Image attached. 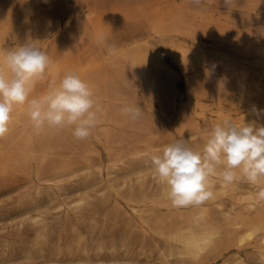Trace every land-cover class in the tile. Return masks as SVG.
Returning <instances> with one entry per match:
<instances>
[{
  "label": "rangeland",
  "instance_id": "374dc122",
  "mask_svg": "<svg viewBox=\"0 0 264 264\" xmlns=\"http://www.w3.org/2000/svg\"><path fill=\"white\" fill-rule=\"evenodd\" d=\"M224 1L201 0L186 5L184 0H120L126 9L162 3L169 10L191 7L193 11L200 5L202 13H208L205 18L203 14V19L187 17L179 26L181 30L191 27L189 32L174 36L175 40L187 43L197 34L195 28L203 31L201 39L206 49L197 52L196 71L188 77L164 43L151 39L154 56L171 71L169 76L160 67H151L164 79L161 104L146 96V86L132 66L113 68L104 57L107 49L122 37L145 34L149 29L146 21L138 23L111 16L112 27L104 33L105 44L98 45L88 33L76 44L74 55L82 64L94 60L99 64L98 70L83 80L90 81L87 84L97 101V126L87 139L77 140L68 127L37 129L27 115L0 137V264H192L186 259L166 256L164 226L184 222L195 214L219 223L233 217L234 213L225 212L236 202L239 206L243 204L240 200L254 188L252 183L240 180L231 183L236 190L219 193L216 203L174 208L167 196V186L159 182L151 165V156L162 154L164 147L180 139H185L192 150L202 151L215 125L225 119L237 127L253 121L256 127L264 126V115L257 119L251 112L253 106L264 109V0H250L253 5L249 0ZM3 3L0 4L3 11L14 9L12 2ZM53 3L56 7L42 29L22 37L19 47L35 44L41 49V43L56 34V20L60 17L62 25L67 22L63 9H77L74 0ZM254 3L258 7L254 8ZM234 44L238 45L234 47ZM3 45L9 52L16 42L7 40ZM187 79L192 100L186 97ZM181 104L187 108V117L178 114ZM24 106L28 104L15 105L11 115ZM137 106L142 114L136 121L122 112L126 107ZM81 195H85L86 203L76 207L75 201ZM38 213L43 220L40 225L32 220ZM44 226L45 239L37 243V232ZM254 243L258 242L250 241L242 246L243 261L232 257L233 247H230L232 251L230 248L218 251L219 255L210 254L209 261L264 264V258H258L261 257L259 245Z\"/></svg>",
  "mask_w": 264,
  "mask_h": 264
},
{
  "label": "bare ground",
  "instance_id": "6f19581e",
  "mask_svg": "<svg viewBox=\"0 0 264 264\" xmlns=\"http://www.w3.org/2000/svg\"><path fill=\"white\" fill-rule=\"evenodd\" d=\"M53 1L52 0H0V4L2 3L3 5H4L3 2H7V4H8V2H12L14 4V9H12L10 11H7V9L3 8L4 10L7 11V12H5L2 9H0V70H3V72L6 75H10V72L7 68L6 63L3 61L4 55L7 54V51L4 50L3 41H7V40L10 41L11 40V41L16 42L15 48L11 51L18 49L19 44H20L19 42L22 39V37L29 36L30 34L35 33L37 31H40L42 29L43 24L45 22V19L49 17L51 11H53V9L56 7V5H54ZM74 1L76 2L77 6L76 5L75 6L77 7V9L76 8H64L63 7L64 8L63 14L67 18V22L65 23V25H62V22H61L62 19L59 17V19L56 20V22H55L56 34L54 35V37L51 40H49L48 42H42L41 43L42 44L41 49L43 51H45L46 54L50 57L51 63L49 64L44 75L34 78L33 83L31 85V92H30L29 99H31V98H37V99L43 98L50 90H52L53 88H58L60 86L61 79L63 78L64 74L68 71H74V72L78 73V75L81 77L82 80H86V79H88V76L90 75V73L98 70L99 64H97L95 62V60L89 61L86 64H82L80 62V59L76 55H74V49H75L74 47L76 46L77 43H79L83 40L86 33H88L91 36V39H96V37L99 34H101V33L104 34L107 30H110L112 27V25H111L112 22L110 21L111 16H117L118 19L132 20L133 22H138V23H140L142 21H146L149 29L145 34H142V35L134 34V35H127V36L122 37L121 39H119L117 41V43L115 45L112 46L114 48L113 51H109V48L107 49L104 57H105V62H107L106 64H108V66L113 67V68H122V67L125 68L126 64H129L130 66H132L136 70L138 76L142 79V81L144 82V84L146 86V89H147L146 96L155 99L156 102L159 101V103H160V100L162 98L164 81L162 83L163 78H161L159 73H156L155 71H153L151 69V67H160V69L166 71L169 76H171V71L169 69H166L165 67H163L160 59L157 58L156 56H154V54L152 52V48H151L152 47V40L151 39L152 38L157 39V41L162 42V44L164 43V47L166 48V50L174 56V58L180 64L183 71L187 74V77L190 75V73L197 66V59H198V58H196L197 52L199 51L201 53V52L205 51L204 49H206L204 47L205 44H203L204 42L201 39L203 37V31L200 32V30H202V29H198L200 27L195 28V31L197 34L192 35L189 33L192 36L190 38V41H188L187 43H181V42L175 40V38H174L175 35H177V34L179 35V34L183 33L184 31L189 32V30L191 29V27H190L189 30L187 28H183L181 30V27L179 26V24L182 23L185 19H187V17H192L195 20L205 18V16L208 13L207 14H206V12L202 13L200 5L196 8H194L193 11H191V7L187 8V10H185L186 8L180 10V7L178 10L164 9L165 7L163 8L162 3H158V4L153 3L154 5H152V6L140 5L139 7L126 9L125 8L126 6L124 5V7H123V5L120 3V0L107 1V2L105 0H92V1H90V0H74ZM147 1H149V0H147ZM200 1L201 0H199V2ZM190 2L193 3L194 0H184V3L186 5L189 4ZM242 2H245V1L242 0ZM249 2H250V0H249ZM212 3H213V1H212ZM250 3H252V5H253V2H250ZM185 4H183V6ZM246 4L248 5V3H246ZM254 4H255L254 5V8H255L256 3H254ZM215 5H217V4H215ZM6 6L7 5H5V8H6ZM179 6H181V5H179ZM224 7H227V6H224ZM256 7H258V6H256ZM234 8L237 9L236 7H233V9ZM244 8L246 9L245 6H244ZM213 12H215V11H213ZM250 12H252V11H250ZM52 14H54V13H52ZM203 14H205L204 17H203ZM259 17L260 16H258V18ZM55 18L57 19V17H55ZM77 20L79 21L78 24L76 23ZM50 21H52V20H50ZM209 21H210V19H209ZM239 21H240V19H239ZM251 23H252V21H251ZM119 29H120V27H118V30ZM196 29H198L199 31H197ZM220 29L221 28L217 29V31H219ZM244 31H246V30H244ZM218 33L216 32V34H218ZM240 33H242V32H240ZM207 35H208V33H207ZM219 35H220V33H219ZM111 36H112V34H111ZM204 36H206V35H204ZM214 36H216V35H214ZM239 36H237V37H239ZM245 36H246V34H245ZM248 37H251V36L248 35ZM216 39H218V38H216ZM246 39H247V37H246ZM235 45L236 44H234L233 46L235 47ZM83 47H85V45ZM77 51H79V50H77ZM209 51H211V50H209ZM257 52H258V49H257ZM257 52H255V53L252 52V54H257ZM259 52H260V50H259ZM259 52H258V54H259ZM80 57H81V55H80ZM82 57H83V55H82ZM199 57H201V56H199ZM227 60H228V58H227ZM231 60H233V59H231ZM259 65H261V64H259ZM104 66H106V65H104ZM108 66H106V67H108ZM244 67H246V66H244ZM101 70H103V68ZM219 70H221V69L219 68ZM121 71H122V69H121ZM194 71H196V70H194ZM163 74H165V73H163ZM93 75H94V73H93ZM93 75H91V76H93ZM216 81H217V79H216ZM89 82H86V83H89ZM225 82H227V81H225ZM186 83H187V95H186V97L188 98V100H192L191 93L189 90L190 80L187 79ZM221 83H220V85H221ZM228 83L229 82H227V84ZM192 84H195V83H192ZM169 87H170V85H169ZM175 90H176V88H175ZM168 96H170V95H168ZM180 97L182 98L181 95H180ZM184 103H185V101H184ZM158 106H159V104H158ZM160 111H158V112H160ZM177 112H178V110H177ZM186 112H187V108L181 104L178 114L180 116L182 115L183 117H187ZM162 113H163V111H162ZM178 114H177V116H178ZM27 115H29L28 114V106H26V107L24 106V108L16 110L13 113V115H11V119H10V122L8 124V129L13 130V127L15 125L19 124L20 122H22L23 120H25L26 119L25 117ZM107 116L108 115H106V117ZM180 116H178V118ZM109 119H110V117H109ZM153 121H155V120H153ZM188 123H189V121H188ZM182 124H183V122H182ZM188 125L189 124H187V126ZM187 128H189V126ZM155 129H156V127H155ZM22 130H24V129H22ZM22 130H21V132H22ZM186 130H185V132H188ZM108 131H110V130H108ZM199 131H201V130H199ZM9 132L10 131H8V133ZM182 135H184V134H182ZM2 155H1V157H2ZM3 157H4V155H3ZM3 160H4V158H3ZM114 160L116 161V159H114ZM84 170H87V169H84ZM221 170H223L222 167L217 168L216 175H214L213 177L210 178V190L212 191L213 195L209 200L206 201V203H213V202L216 203L215 199L218 197L219 193L223 194L228 190H230V191L236 190L235 189L236 187L233 184H226L223 181L222 176L220 175V173L222 172ZM238 175H239V172H238ZM262 185H264V178L259 180L256 184H252V187H254V188L250 189V191H248L246 193V195L242 198V200H240L242 202L244 201L243 204L239 206V203L236 204L237 203L236 202L235 205L231 206V208L225 212V213H234V215L232 214L233 217H229V218L226 217L227 219L223 220L224 223H219V222L213 221L211 219H206L203 217H197L195 214V215H190L187 218V220L184 222H180V223H176V224L174 222V224H172V225L164 226L166 228L163 229L162 233L165 236V239L167 242L166 244H168V249H167L168 252L166 253L167 254L166 256L175 257L177 259L179 258L180 260L186 259L188 262H190L192 264H212L211 263L212 261L210 262L209 261L210 258L208 257L210 254H213V253L216 254L218 251L220 253V250H222V249L233 247L235 249V252L232 255V257L234 256L235 260H237V261H243V258H242L243 255L241 256V254H240V250L243 248L242 246L245 243H249L250 241H253V242L257 241L259 244L258 243H254V244L259 245L260 250L258 249V247H257V249H258V252H260V254H261V257H258V258L263 259L264 258V200H260L258 197V192L261 189L260 187ZM222 201H224V200H222ZM75 202H76V207L83 206L86 203L85 195L84 196L81 195L80 197H78ZM218 205H220V203ZM220 208H221V211H223L222 207H220ZM133 209L135 210L136 208L133 207ZM199 211H200V209H199ZM32 218H33L32 220L34 221L35 224L40 225L43 221L42 218L40 217L39 213L35 214V216ZM218 220H220V218ZM165 221H167V220L165 219ZM163 222H164V220H163ZM162 227L163 226H161V230H162ZM44 232H45V226L42 228V230H39L37 232V235H36L37 241H38V242L36 241L37 243H40L42 240L45 239L46 232L45 233ZM36 245L37 244H35V246ZM248 245L250 246V244H248ZM251 247H254V246H251ZM249 248L250 247H248V249ZM245 249L247 250V248H245ZM230 250H231V248H230ZM219 253H217V254L219 255ZM257 254H259V253H257ZM218 255H216V256L218 257ZM246 257H248V256H246ZM253 257H256V256H253ZM215 258L216 257H214L213 259H215ZM221 258H223V256Z\"/></svg>",
  "mask_w": 264,
  "mask_h": 264
},
{
  "label": "clouds",
  "instance_id": "9594fccd",
  "mask_svg": "<svg viewBox=\"0 0 264 264\" xmlns=\"http://www.w3.org/2000/svg\"><path fill=\"white\" fill-rule=\"evenodd\" d=\"M96 43L105 44L104 34L96 37ZM3 61L10 75L0 70V137L8 132L14 106L25 103L37 129L68 127L77 140L91 135L98 122L97 101L78 73L66 72L58 88L43 98L29 99L33 80L45 74L50 57L35 44H25L7 52ZM122 112L132 121L141 116L138 106L126 107ZM251 112L257 119L264 115V109L255 106ZM151 165L159 182L167 186L174 208L199 206L213 195L210 178L216 175L217 168L222 167L220 175L226 184L237 180L256 184L264 178V126L256 127L253 121L237 127L225 119L215 125L202 151L192 150L185 139H180L164 147L162 154L151 156ZM258 197L264 200V188Z\"/></svg>",
  "mask_w": 264,
  "mask_h": 264
}]
</instances>
